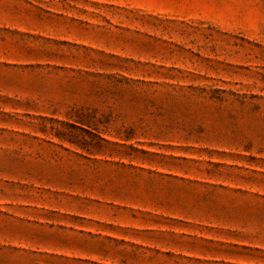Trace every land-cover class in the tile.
<instances>
[{"label":"rangeland","instance_id":"374dc122","mask_svg":"<svg viewBox=\"0 0 264 264\" xmlns=\"http://www.w3.org/2000/svg\"><path fill=\"white\" fill-rule=\"evenodd\" d=\"M0 264H264V0H0Z\"/></svg>","mask_w":264,"mask_h":264}]
</instances>
